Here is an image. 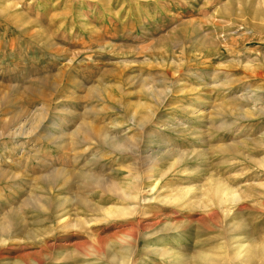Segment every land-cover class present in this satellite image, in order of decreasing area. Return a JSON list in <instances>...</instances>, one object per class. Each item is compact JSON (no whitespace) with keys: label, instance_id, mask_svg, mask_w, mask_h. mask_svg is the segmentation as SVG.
I'll return each mask as SVG.
<instances>
[{"label":"rangeland","instance_id":"1","mask_svg":"<svg viewBox=\"0 0 264 264\" xmlns=\"http://www.w3.org/2000/svg\"><path fill=\"white\" fill-rule=\"evenodd\" d=\"M0 232V264H264V0H0Z\"/></svg>","mask_w":264,"mask_h":264},{"label":"bare ground","instance_id":"2","mask_svg":"<svg viewBox=\"0 0 264 264\" xmlns=\"http://www.w3.org/2000/svg\"><path fill=\"white\" fill-rule=\"evenodd\" d=\"M64 220H66V219H64ZM63 221V220H62ZM8 226H9V224H8ZM10 231H13V229H8V230H6L5 229V232H7V233H9ZM1 233V232H0ZM11 233V232H10ZM6 234V233H5ZM1 235H2V233H1ZM4 235V234H3ZM5 236V235H4ZM39 242V241H38ZM41 243V242H40ZM39 244V243H38ZM37 244V245H38ZM36 245V244H35ZM47 245V244H46ZM80 246V245H79ZM238 247H240V249L242 250L243 248H245V246L244 245H240V246H238ZM43 248V247H42ZM239 249V248H238ZM248 249H250V247L248 248ZM99 252V251H98ZM156 252H158L159 254H160V256H162V255H168V251H166V249L165 248H161L160 250H158V251H156ZM241 252V251H240ZM100 253V252H99ZM249 253H251L252 254V250L250 249V251H249ZM39 257V253H34L33 255H27V256H21L19 259H21V260H28V259H31V258H33L34 259V257Z\"/></svg>","mask_w":264,"mask_h":264}]
</instances>
